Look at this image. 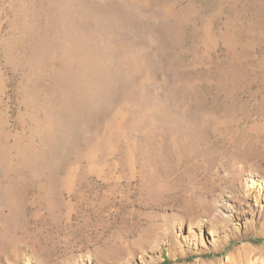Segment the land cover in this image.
I'll return each instance as SVG.
<instances>
[{"label": "rangeland", "instance_id": "rangeland-1", "mask_svg": "<svg viewBox=\"0 0 264 264\" xmlns=\"http://www.w3.org/2000/svg\"><path fill=\"white\" fill-rule=\"evenodd\" d=\"M0 264H264V0H0Z\"/></svg>", "mask_w": 264, "mask_h": 264}]
</instances>
